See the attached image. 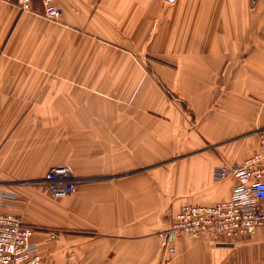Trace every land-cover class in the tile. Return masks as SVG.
Listing matches in <instances>:
<instances>
[{
	"label": "crops",
	"instance_id": "obj_1",
	"mask_svg": "<svg viewBox=\"0 0 264 264\" xmlns=\"http://www.w3.org/2000/svg\"><path fill=\"white\" fill-rule=\"evenodd\" d=\"M15 1L0 0V189L16 197L0 208L36 226L42 264H264V227L170 235L181 205L230 197L214 170L258 146L264 0H57V21ZM56 165L64 196L39 184Z\"/></svg>",
	"mask_w": 264,
	"mask_h": 264
},
{
	"label": "built area",
	"instance_id": "obj_2",
	"mask_svg": "<svg viewBox=\"0 0 264 264\" xmlns=\"http://www.w3.org/2000/svg\"><path fill=\"white\" fill-rule=\"evenodd\" d=\"M11 1V0H3ZM41 15L57 21L61 15L57 0H39ZM21 11L31 10V0H16ZM258 146L240 162L222 165L214 170V178L234 179L230 197L208 204H183L174 216L170 228L171 240L180 236L215 239L219 236L236 238L253 234L264 227V128L257 132ZM52 196H64L73 191L75 180L65 165L51 166L41 179ZM16 194L0 189V207ZM36 227L24 223L10 211L0 208V264H42L43 257L30 242ZM52 236L59 231H51ZM168 250L172 251V247Z\"/></svg>",
	"mask_w": 264,
	"mask_h": 264
},
{
	"label": "trees",
	"instance_id": "obj_3",
	"mask_svg": "<svg viewBox=\"0 0 264 264\" xmlns=\"http://www.w3.org/2000/svg\"><path fill=\"white\" fill-rule=\"evenodd\" d=\"M36 227V226H35ZM37 229V228H36Z\"/></svg>",
	"mask_w": 264,
	"mask_h": 264
}]
</instances>
